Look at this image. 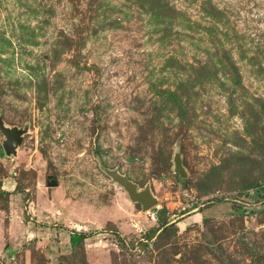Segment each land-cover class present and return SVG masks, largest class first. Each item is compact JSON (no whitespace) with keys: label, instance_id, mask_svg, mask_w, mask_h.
I'll use <instances>...</instances> for the list:
<instances>
[{"label":"rangeland","instance_id":"rangeland-1","mask_svg":"<svg viewBox=\"0 0 264 264\" xmlns=\"http://www.w3.org/2000/svg\"><path fill=\"white\" fill-rule=\"evenodd\" d=\"M1 115L4 264H264V0H0Z\"/></svg>","mask_w":264,"mask_h":264},{"label":"water","instance_id":"water-1","mask_svg":"<svg viewBox=\"0 0 264 264\" xmlns=\"http://www.w3.org/2000/svg\"><path fill=\"white\" fill-rule=\"evenodd\" d=\"M0 131L4 134L5 139L3 141V147L7 156H16L18 154L19 147L23 144L24 135L29 132V127H19L18 125L6 124L3 115L0 116ZM174 172L182 177L187 176V170L183 163V157L180 150L174 155ZM105 171L113 178L114 181L119 183L125 188L130 199L133 202L140 203L142 210L148 211L158 205L159 199L153 193L150 184H147L144 188H140L139 184L133 181L129 176L119 172L117 169L106 168ZM48 186L54 187L59 184L57 178L50 176ZM0 264H4L0 260Z\"/></svg>","mask_w":264,"mask_h":264},{"label":"trees","instance_id":"trees-1","mask_svg":"<svg viewBox=\"0 0 264 264\" xmlns=\"http://www.w3.org/2000/svg\"><path fill=\"white\" fill-rule=\"evenodd\" d=\"M255 188H256L255 189L256 190V192H255L256 196L263 198L264 197V184H258ZM0 194H7L8 195V194H10V192L2 190L0 187ZM247 194L252 196L251 192H248ZM165 211H166V209L165 210L164 209H156L155 210L157 221L159 223V227H162L163 229H165L166 225L168 224V222L163 219V215H164ZM150 237L152 238V235H149V238ZM86 238H87V234L74 232L71 234V237H70L71 245L77 246L80 242L84 241V239H86Z\"/></svg>","mask_w":264,"mask_h":264}]
</instances>
